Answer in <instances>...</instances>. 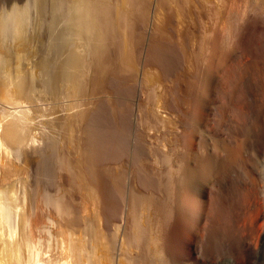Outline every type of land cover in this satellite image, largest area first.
<instances>
[{
  "label": "bare ground",
  "instance_id": "obj_1",
  "mask_svg": "<svg viewBox=\"0 0 264 264\" xmlns=\"http://www.w3.org/2000/svg\"><path fill=\"white\" fill-rule=\"evenodd\" d=\"M238 1L0 0V264H156L170 245H175V253L180 251V241L188 244V252L194 251L198 260L214 263L231 254L238 257L239 263L253 264L254 255L259 256L256 264H264V200L254 207L250 205L254 196L252 189L256 186L254 176L252 180L247 173L252 164L247 165L250 160H245L247 164L244 162L243 148L246 147L241 141L242 135L240 140H230L231 136L240 135H235L236 130L240 132V125L236 124L239 118L234 120L237 115L234 114V118L228 114L225 103L228 100L231 104L232 100L224 99L241 85L235 84L237 80L245 83L246 79L244 86L258 81L256 78L261 77L257 74L258 67H253L257 71H248L237 57L239 63L230 60L219 75L214 72L215 77L219 76L215 94L218 93L221 102H213L219 107L210 110L214 123L224 121L227 126L223 124V127L228 130L224 132L231 135L229 146L223 148L237 172L235 187H239L240 192L236 204L241 213L236 211L238 216L234 215L240 219H235L237 223H232L234 219L228 209L233 204L217 207L219 199L213 200L216 204L213 201L203 204L198 211L196 203L185 197L169 169L150 168L144 146L136 144L128 162L130 143L125 132L129 125H125L124 115L131 106L128 107L130 104L125 96L123 99L122 92L119 95L116 90L122 79L125 82L131 75L128 77L131 81L132 77H137L132 75L133 71L140 70L144 98L138 107H143L145 128L171 125L172 115L164 109L169 87L173 85L175 91H181V101L188 104L192 93L195 94L193 91L196 92L197 85H194L198 76L202 74L198 66H202L199 61L205 60L202 57L211 55L205 56L210 63L213 56L226 59L225 25H220V19L227 14L225 10L229 6L228 10H232V4ZM206 13L209 15L203 16ZM213 63L211 66L217 67L219 62ZM261 84L257 85L260 90L264 87V83ZM249 88L253 86L246 88L243 94L248 93ZM230 93L231 98L233 93ZM257 93L259 100L262 99L264 93ZM172 95L177 97L175 93ZM196 102L191 108L194 112L198 108L194 106ZM237 102L232 104L240 114L245 107L240 110V105L245 103L241 100L238 106ZM232 106L228 105L231 110H237ZM199 116L196 117L200 119ZM239 116L240 119L245 117ZM230 117L234 121L231 122ZM192 135L181 137L185 143L192 144ZM162 137L159 135L158 140ZM151 151L160 164L170 162V155L163 150ZM220 157L216 158L217 162H221ZM124 169H128L129 174ZM261 181L264 182V178ZM218 185L219 182H214L209 190H220ZM180 196L183 198L174 202ZM170 199L174 203L173 215L166 224ZM192 220L198 223L195 235L188 234ZM132 250H137L135 255ZM181 253L185 252L177 255Z\"/></svg>",
  "mask_w": 264,
  "mask_h": 264
},
{
  "label": "rangeland",
  "instance_id": "obj_2",
  "mask_svg": "<svg viewBox=\"0 0 264 264\" xmlns=\"http://www.w3.org/2000/svg\"><path fill=\"white\" fill-rule=\"evenodd\" d=\"M239 1H241V2H239ZM238 2H236V3H234V4H232V7L234 8H232V10H228V9H230V6L228 7V9L227 10H225L226 11V13L227 14H225V15H223V16H225V17H223V18H221L220 19V25L222 24L223 26H224V30H225V33H226V36H225V39H224V43H223V45H224V47L227 49V50H225V58L226 59H224V56H222V59H224V60H222V59H218L217 57L216 58H214V56H213V58L212 59H210V60H214V63L211 61V63H213V64H217V61L219 62L216 66L217 67H214L215 65H213V66H211V63H210V61H209V59L207 58V57H210L211 55H205V56H207V57H205V56H203L202 58H205V60L203 61H199V63L201 62V64H202V66L199 64L198 66L199 67H201V72L200 73H202V74H200V76H198L199 77V79H197V77H196V75H194V77L198 80V84L197 83H195L194 81H197L196 79H194V81H193V83H195V85L194 86H196L197 87V89H196V92L195 91H193L195 94H193L192 93V95L195 97V98H193V96L189 99V102H188V104H183V102L181 101V99H180V97H182V92L181 91H179L178 89V92L177 91H175V87L173 88V85L172 86H170L168 89V94L170 95L171 94V96H167V100H166V103H165V105H164V109H165V111L168 113V114H170V115H172V117L171 118H173L172 119V124L170 125V124H164V125H157V126H154V129L153 128H151V129H146L145 127L147 126V125H145V123H143V121H142V118H143V107H138V105H139V102L142 100V98H144V95H142L141 94V87H140V81H141V79H140V70H138V72H134L133 71V73L134 74H132V75H137V77L135 78V77H132L133 79H135L134 81H133V79L130 81V79H128V77L130 76V78H131V75H127V73H126V77L127 78H125V82H124V79H122V81L120 82V85H119V88H118V86L116 87V90H117V94H119V95H121V92H122V97H123V99H124V96H125V98H127V99H125L126 100V102L128 103V104H130L128 107H130L131 109L130 110H128V112H127V115L125 116L124 115V117H126V123H125V125L127 126V125H129L128 127H129V130L127 129L126 130V134H125V136H126V140L128 139L129 140V147H128V149H129V151H128V162H129V160H130V157H133V155H134V151H135V147H136V144H137V146L139 145V146H141V147H143V149H145L146 150V153L148 152V154H147V156H149L148 158H149V162L151 163L150 165V168L151 169H155V170H159V171H166V169H169L170 170V173L174 176V179H175V182L177 183V185H178V183H179V187L182 189V191H183V193H184V195H185V197L188 199V197H189V201L190 202H194V203H196V205H197V210L198 211H200V207L202 208V206H204L203 204H206L207 202L209 203H211V201H217V199H219L217 202H214L215 204H216V206L217 207H222V206H226V205H231V204H233V205H231V207H229L228 206V209H229V212L231 213V215L233 216V218L232 219H234V220H232V223H237V221L238 220H235V219H239V217H237V218H234V215L238 212L237 210H238V208H237V204H236V202H237V194H238V192H240L239 191V187H235V186H237L236 184H237V181H236V175H237V172L235 171L236 169H235V166H233L234 168H232V165H234L233 164V162H231V159L230 158H226V155L228 156V154H227V150H224V148L227 146H229V144H230V141H229V138H230V136H228V135H226L225 134V129L227 128H225V127H223V126H225L226 124L224 123V121H222V122H219V124L217 125V124H215L214 123V121H213V113L211 114V110L210 109H212L213 107L215 108L217 105V103L219 104L221 101L220 100H218V93L217 94H215L217 91H216V89H214V88H217L218 87V82H217V77H219L218 75V73H221V71H222V69L224 70V68L223 67H225V66H228V64H230V62L231 61H234V60H237V57H238V59H239V61H241L240 62V65H242L243 64V66H244V68L245 67H247V69H248V71H251V70H249V69H253V67H255V68H257V69H259L260 71H257L256 69H253V70H255V71H257V72H259V73H257V74H260L261 75V77H257L256 78V80H258V81H255L256 82V84H255V82L254 81H251L252 83H253V85H251V83H247L246 85H249V86H253V88L254 87H256V89L255 90H257V92L258 93H260L261 91H263V83H264V9H263V7H264V0H239ZM246 1V2H245ZM245 2V3H244ZM239 3V4H238ZM236 4H238V5H236ZM245 5H246V9H247V11H246V9H245ZM239 6V7H238ZM261 7V8H260ZM259 8H260V10H259ZM243 10V11H242ZM249 10V11H248ZM228 11V12H227ZM240 11V12H239ZM258 11V12H257ZM231 13V14H230ZM234 13V14H233ZM247 13V14H246ZM259 13V14H258ZM239 14V15H238ZM244 16H242V15ZM247 16H246V15ZM254 14V15H253ZM209 15V14H208ZM207 15V13L205 14V15H203V16H208ZM227 15V16H226ZM230 15V16H229ZM234 15V16H233ZM238 16V17H237ZM241 16V17H240ZM250 16H252L253 18H251ZM230 17H233V18H230ZM235 17V18H234ZM260 17V18H259ZM262 17V18H261ZM204 19H206L207 17H203ZM245 18V19H244ZM251 18V19H250ZM257 18V19H256ZM235 19V20H234ZM239 19V20H238ZM243 19V20H242ZM221 20H223V21H221ZM234 20V21H233ZM237 20V21H236ZM247 21V22H246ZM224 23H226V24H224ZM242 23V24H241ZM247 25H246V24ZM227 24H228V26H227ZM235 24V25H234ZM260 24V25H259ZM234 25V26H233ZM239 25V26H238ZM241 25V26H240ZM250 25V26H249ZM261 28V29H260ZM230 31V32H229ZM257 31H259V32H257ZM243 32H244V34H243ZM249 33V34H248ZM253 33H255V34H253ZM242 34V35H241ZM240 35V36H239ZM242 36V37H241ZM249 36V37H248ZM241 37V38H240ZM263 37V38H262ZM232 38V39H231ZM234 38H235V40H234ZM232 41H231V40ZM242 39V40H241ZM262 39H263V41H262ZM234 40V41H233ZM256 40V41H255ZM259 40V41H258ZM241 41H244V42H241ZM260 42V43H259ZM229 43H231V44H229ZM234 43V44H233ZM237 43V44H236ZM246 43V44H245ZM229 44V45H228ZM240 44V45H239ZM242 44H244V46L242 45ZM248 44V45H247ZM233 45V46H232ZM239 45V46H238ZM254 45V46H253ZM260 45V46H259ZM227 46V47H226ZM229 46H230V49H229ZM232 46V47H231ZM236 46H238V47H242V48H238V47H236ZM223 47V48H224ZM235 47L237 48V49H239V50H237V49H235ZM244 48H245V50H244ZM232 49V50H231ZM248 49H249V51H248ZM230 50V51H229ZM262 50V51H261ZM238 51V52H237ZM245 51H247V52H245ZM251 52V53H250ZM263 52V53H262ZM227 53H228V55H227ZM229 53H231V54H229ZM232 53H233V55H232ZM239 53V54H238ZM258 53V54H257ZM235 54V55H234ZM245 54V55H244ZM254 54H256V55H254ZM231 55H232V57H231ZM258 55H259V57H258ZM228 56V57H227ZM241 56H243V57H241ZM247 56V57H246ZM252 56H253V58H252ZM141 56H139V58H140ZM261 57V58H260ZM263 57V58H262ZM201 58V59H202ZM207 58V59H206ZM221 58V57H220ZM235 58V59H234ZM257 60H256V59ZM233 59V60H232ZM247 59V60H246ZM255 59V60H254ZM228 60V61H227ZM231 60V61H230ZM249 60V61H248ZM253 60V61H252ZM140 61H141V58H140ZM216 61V62H215ZM255 61V62H254ZM220 62H222V63H220ZM228 62V64H226ZM237 63H239L238 62V60L236 61ZM253 62H254V64H253ZM256 62H258L259 63V65H258V63H256ZM242 63V64H241ZM204 64H205V66H206V68H204L205 66H204ZM207 64V65H206ZM255 64H257V65H255ZM246 65V66H245ZM249 65V66H248ZM242 66V67H243ZM212 67H214L215 69L213 70V68ZM209 68L211 69V70H209ZM226 68V67H225ZM200 69V68H199ZM246 69V70H247ZM217 70H218V72H217ZM262 70H263V72H262ZM210 71V72H209ZM214 72H216L217 74H216V76L217 77H215V74H214ZM138 73V74H137ZM256 74V75H257ZM212 75V76H211ZM259 75V76H260ZM139 78V79H138ZM216 78V79H215ZM261 78V79H260ZM243 79H244V77H243ZM128 80V81H127ZM127 81V82H126ZM246 79H245V83H246ZM124 82V83H123ZM216 82H217V84H216ZM257 82H259L258 84H259V87H260V84L261 85H263V86H261V87H263L262 88V90H260L261 88H259L257 85ZM136 83V84H135ZM200 83V84H199ZM244 80L243 81H241V82H239L238 80L235 82V84L237 85V84H241V85H237L238 86V88H236L234 85H233V87H235L236 88V90H234L235 91V95H233L234 94V91L232 90V92L230 93V94H232L231 95V98H230V95H229V93L226 95V97H224V99L225 98H227V97H229V98H227V99H230V100H232V102H231V104H230V101H229V103H227L228 102V100L226 101V103H225V105H227V112L228 111H230V113L228 112V114L230 115V116H233L234 118L236 117V116H234V114L235 115H237V117H236V119H234V120H237V118H239V120H237L238 121V123L240 122V124H238L237 123V121H236V124L239 126L240 125V127H238L239 129H240V132H238V130H236L237 131V134H235V135H239V136H237V137H239V138H237V137H235L234 135V137H232L231 136V142L234 140V139H238V140H240V138H241V141L243 142V143H245V149L243 148V151H244V153L246 154L245 155V157H243L244 158V162H246V161H249L250 163H248L247 164V162H246V164L247 165H253V163H254V166H250L251 167V169H250V171H249V169L248 168H245V169H248V171L249 172H247V173H250V176H251V179H252V177L254 176V180H253V183L254 184H256V186L255 185H253V187L255 186V188H253L252 190H253V192H254V196H253V198H252V201H251V207L253 206H255V204H257V203H259L260 202V200H264V186L262 187L261 185V183H260V181L264 178V96L263 97H261L262 99H260L259 100V96L257 95L256 96V94L255 93H257L255 90H253V88H249L250 90H252V91H250L249 89V91L250 92H252V93H254V94H250L249 93V91H248V93L246 92V94H243V92H245V89L246 88H248L249 86H247L246 87V85L244 86ZM255 84V85H254ZM216 85V86H215ZM174 86H176V85H174ZM210 86V87H209ZM212 86V87H211ZM215 86V87H214ZM240 86H241V89H240ZM196 87H194V88H196ZM232 87V88H233ZM235 88H233V89H235ZM244 88V89H243ZM214 89V90H213ZM112 90V89H111ZM122 90V91H121ZM130 90V91H129ZM132 90H133V92H132ZM201 90V91H200ZM212 90H213V96H212ZM240 90V91H239ZM244 90V91H243ZM260 90V91H259ZM108 91V90H107ZM124 91H125V93H124ZM173 91H175L174 93H175V95L177 96V94L179 95V99L180 100H178V98L177 97H174V95H172V94H174L173 93ZM216 91V92H215ZM236 91H238V92H236ZM112 92V94L114 93H116V91H110V93ZM128 92V93H127ZM177 93V94H176ZM257 93V94H258ZM262 93V92H261ZM260 93V94H261ZM264 93V92H263ZM262 93V94H263ZM241 94V95H240ZM243 94V95H242ZM216 95V96H215ZM229 95V96H228ZM244 95H247V97L248 98H250L251 99V97L253 96V100L251 99L249 102H251V104L249 103V102H247V103H249V105H251V107L246 103V100H248V98L247 97H245V98H247V99H245L244 100ZM249 95V96H248ZM131 96H133V97H131ZM234 96V97H233ZM238 96H240V97H242V98H240V97H238ZM261 96V95H260ZM128 97H129V99H128ZM210 97V98H209ZM214 97H216V98H214ZM235 97H236V100H238V102L239 101H243L242 103H245V104H241L240 106V110H242L243 108V110L244 111H241L240 112V114H237V113H239V112H236V111H238V108L236 107V106H234V104H232L233 103V101H236V100H234L235 99ZM259 97V98H258ZM175 98H177V99H175ZM213 98H214V100H213ZM219 98H220V95H219ZM238 98V99H237ZM170 99V100H169ZM194 100L193 101V104H194V102L195 101H197L196 103H195V107L197 106L198 108H200V109H198L197 107V110L195 109V112H194V109L192 110L191 108H193V104H192V107H191V100ZM217 99V100H216ZM224 99H223V101H224ZM240 99V100H239ZM254 99H255V101H254ZM257 99V100H256ZM127 100H130V102H128ZM176 100V101H175ZM180 101V102H178V101ZM199 100H201L200 102H199ZM259 100V102H258V104H257V101ZM217 101V102H216ZM219 101V102H218ZM254 101V102H253ZM261 101V102H260ZM213 102H215L214 104H213ZM237 102V103H238ZM198 103V104H197ZM212 103V104H211ZM235 103V102H234ZM237 103L235 104V105H237ZM241 103V102H240ZM240 103H238V106H239V104ZM169 104V105H168ZM182 104V105H181ZM197 104V105H196ZM256 104V105H255ZM262 104V105H261ZM184 105V106H183ZM186 105V106H185ZM228 105H229V107L231 108V105H233L234 106V108H236L237 110H235V109H233V110H231L229 107H228ZM245 105V107H243ZM247 105V106H246ZM253 105V106H252ZM190 106V107H189ZM232 106V107H233ZM185 107V108H184ZM202 107V108H201ZM212 107V108H211ZM217 107H219V105L217 106ZM243 107V108H242ZM246 107H248V108H250L249 110L246 108ZM256 107V109H255V111H254V108ZM187 108V109H186ZM206 108V109H205ZM213 108V109H214ZM245 108H246V110H245ZM191 109V110H190ZM212 109V111H215V110H213ZM216 109V108H215ZM174 110V111H173ZM180 110V111H179ZM198 110H200V112L198 111ZM248 110V111H247ZM258 110V111H257ZM129 111H130V114H128L129 113ZM198 111V112H197ZM231 111H233V112H235V113H233V115H232V113H231ZM250 111V112H249ZM252 111V112H251ZM202 112H204V113H202ZM210 112V113H209ZM242 112H243V114H245V112H246V114L243 116V114H242ZM254 112V113H253ZM263 112V113H262ZM180 113V114H179ZM182 113V114H181ZM208 113V114H207ZM253 113V114H252ZM138 114V115H137ZM227 114V117L229 118V115ZM260 116V115H262V117L260 118V117H258V115ZM191 115V116H190ZM200 115V116H199ZM206 115V116H205ZM239 115H242V118L243 119H240V116ZM252 115V116H251ZM256 115V116H255ZM189 116H190V119H189ZM195 116V117H194ZM199 116V118L200 119H198L197 117ZM210 116V117H209ZM194 117V118H193ZM233 117H230L231 118V122L232 121H234V120H232L233 119ZM255 118V119H254ZM129 119V120H128ZM136 119V120H135ZM187 119V120H186ZM190 120H192V121H190ZM206 120V121H205ZM246 120V121H245ZM249 120V121H248ZM252 120V121H251ZM259 120H261V121H259ZM136 121H137V123H136ZM213 121V122H212ZM229 121V120H228ZM256 121V122H255ZM247 122V123H246ZM258 122V123H257ZM185 123L187 124V126L185 125ZM202 123V124H201ZM234 123V122H233ZM251 123H253L252 125H251ZM188 124H190V125H188ZM195 124V125H194ZM208 124V125H207ZM213 124V125H212ZM223 124H225V125H223ZM132 125V126H131ZM144 125V126H143ZM262 125H263V127H262ZM136 126V127H135ZM211 127V129H210V127ZM222 126V127H221ZM227 126V125H226ZM127 127V128H128ZM250 127V128H249ZM133 128V129H132ZM156 128V129H155ZM216 130H215V129ZM263 128V129H262ZM193 130V131H192ZM227 130V129H226ZM242 130V131H241ZM250 130H251V132H250ZM253 130V131H252ZM129 131V132H128ZM140 131V132H139ZM213 131H214V134H213ZM228 131V130H227ZM215 132H217V133H215ZM218 132H220V133H218ZM243 132V133H242ZM250 132V133H249ZM128 133V134H127ZM129 133H131L130 135H129ZM192 133H194L193 135H194V137H193V141L194 142H192V144H187V143H185L184 141H183V139H182V137L181 136H183V135H185V134H190V135H192ZM212 133V134H211ZM224 135H223V134ZM135 134V135H134ZM259 134H260V136H259ZM133 135V136H132ZM156 137H155V136ZM159 135H162L163 137H162V140H158V136ZM192 135V136H193ZM226 135V136H225ZM242 135V136H241ZM245 135V136H244ZM252 135V136H251ZM197 136V137H196ZM241 136V137H240ZM256 136V137H255ZM132 137V138H131ZM199 137H201V138H199ZM228 137V140L226 139ZM248 137V138H247ZM252 139H251V138ZM254 137V138H253ZM134 138V139H133ZM197 138H199V140L197 139ZM219 138V139H218ZM262 138V139H261ZM182 139V140H181ZM195 139V140H194ZM202 139V141H201V144H200V140ZM225 141H224V140ZM233 139V140H232ZM243 139V140H242ZM251 139V140H250ZM128 140H127V142H128ZM218 140H219V142H218ZM253 140V141H252ZM132 141V142H131ZM138 141V142H137ZM198 141V142H197ZM227 141H229V142H227ZM252 141V142H251ZM145 142V143H144ZM185 144H184V143ZM216 142V143H215ZM248 142V143H247ZM250 142H251V144H250ZM255 142V143H254ZM132 143V144H131ZM218 143V144H217ZM224 143V144H223ZM228 143V144H227ZM261 143H263V144H261ZM128 144V143H127ZM194 144V145H193ZM227 144V145H226ZM133 145V146H132ZM185 145V146H184ZM192 145V146H191ZM201 145V146H200ZM215 145V146H214ZM218 145H219V148H218ZM225 145V146H224ZM196 146H197V148H196ZM212 146V147H211ZM216 147V149H214V147ZM163 147V148H162ZM185 147H186V149H185ZM187 147H188V149H187ZM194 149H193V148ZM224 147V148H223ZM134 150H133V149ZM151 148V149H150ZM177 148V149H176ZM192 148V149H191ZM207 148V149H206ZM211 148V149H210ZM252 148V149H251ZM152 149H159V150H163L165 153H168L169 155H170V162L169 163H171V164H163V163H161L160 164V162L158 161V160H156L157 159V157H155V155H153L152 154ZM226 149V148H225ZM257 149V150H256ZM185 150V151H184ZM191 150V151H190ZM201 150V151H200ZM205 150L207 151V152H205ZM221 150H222V152H221ZM223 150H224V152H223ZM259 150V151H258ZM198 151V152H197ZM216 151H217V153H216ZM261 151V152H260ZM180 152V153H179ZM184 152V153H183ZM196 152H197V154H196ZM225 153L224 155L222 154L221 155V153ZM255 152H256V154H255ZM205 153V154H204ZM209 153H211V154H209ZM192 154V155H191ZM194 154V155H193ZM204 155H206V156H204ZM211 155V156H210ZM217 155H220V156H217ZM250 155V156H249ZM202 156V157H201ZM247 156H249V158L247 157ZM259 156V157H258ZM198 157V158H197ZM204 157H206V158H204ZM214 157V158H213ZM218 157H220V160L219 161H221V162H217L218 161V159H216V158H218ZM247 157V158H246ZM156 158V159H155ZM187 158V159H186ZM246 158V159H245ZM260 158V159H259ZM182 159V160H181ZM205 159V160H204ZM210 159V160H209ZM248 159V160H247ZM181 160V161H180ZM246 160V161H245ZM260 162H259V161ZM193 161H196V162H194L193 163ZM198 161H199V163H198ZM211 161H213V162H211ZM253 161V162H252ZM262 161H263V163H262ZM127 162V163H128ZM229 162V163H228ZM126 163V168H128V164ZM212 163H214V165L216 166H214ZM193 164H195V165H193ZM199 164V165H198ZM219 164V165H218ZM224 164V165H223ZM226 164H227V166H226ZM258 164H259V166H258ZM159 165V166H158ZM231 165V166H230ZM257 166V167H256ZM192 167H194V168H192ZM211 167V168H210ZM247 167V166H246ZM170 168H172L173 169V171H171L172 169H170ZM210 168V169H209ZM215 168V169H214ZM225 168V169H224ZM176 169V170H175ZM229 169V170H228ZM125 171H126V174H127V172H128V174H129V170L128 169H124ZM175 170V171H174ZM221 170V171H220ZM253 170V171H252ZM257 172H256V171ZM207 171H211V174H209L210 172H208L207 173ZM225 171V172H224ZM227 171V172H226ZM213 172H214V174H213ZM234 172H236L235 174H234ZM256 172V173H255ZM218 173V174H217ZM254 173V175H252ZM216 174V175H215ZM257 176H256V175ZM261 174V175H260ZM183 175V176H182ZM187 175V176H186ZM219 176V177H218ZM261 176H263V178L261 177ZM182 177V178H181ZM227 178V179H226ZM235 180H234V179ZM257 178V179H256ZM262 178V179H261ZM183 179V180H182ZM189 179V180H188ZM126 180H127V178H126ZM213 180V181H212ZM217 180V181H216ZM220 180V181H219ZM228 180V181H227ZM182 181V182H181ZM233 181V182H232ZM236 181V182H235ZM257 181H259V184H258V182ZM212 182V183H211ZM214 182H219V185L217 186V189H219L220 188V190H217V191H219V193L217 192V191H214V189L212 190V192L209 190L210 188H211V186H212V184L214 183ZM230 182V183H229ZM232 182V183H231ZM263 184H264V182L263 181H261ZM181 183H183V184H181ZM220 183H222V185L220 184ZM211 185V186H210ZM233 186V187H232ZM184 187V188H183ZM209 187V188H208ZM126 188L128 189V191L130 190L129 189V184H128V187H127V181H126ZM233 188V189H232ZM235 188V189H234ZM127 189H125V190H127ZM234 190V191H233ZM257 190V191H256ZM185 191V192H184ZM255 191H256V193H255ZM215 192V193H214ZM216 192L218 193V194H216ZM259 192V193H258ZM210 193V194H209ZM263 193V194H262ZM224 194V195H223ZM182 196H183V194H181ZM222 196V198H221V196ZM253 195V194H252ZM261 195V196H260ZM182 196H180V197H178L176 200H174V202L175 201H178L179 199H181V198H183ZM188 196V197H187ZM214 196V197H213ZM233 196V197H232ZM184 197V198H185ZM212 199H211V198ZM216 197V198H215ZM261 197V198H260ZM214 198V199H213ZM263 198V199H262ZM255 200V201H254ZM258 200V201H257ZM172 201V202H171ZM225 201V202H224ZM226 201H227V203H226ZM233 201V202H232ZM200 202V203H199ZM220 202V203H219ZM230 202V203H229ZM253 202H255V203H253ZM169 203H171V204H169ZM168 204V206L170 205V207H168V209H169V211L167 212V215L169 216L168 218H167V221H166V224L168 223V221L170 220V218L172 217V215H173V213H172V210H173V200L172 199H170V202H168L167 203ZM224 204V205H223ZM235 204V205H234ZM253 204V205H252ZM220 205V206H219ZM236 208V209H235ZM230 210H233V211H230ZM235 210V211H234ZM237 211V212H236ZM235 212V213H234ZM234 213V214H233ZM238 214H241L240 213V211L238 212ZM238 214H236L235 216H238ZM171 215V216H170ZM166 218V217H165ZM169 219V220H168ZM240 220V219H239ZM234 221V222H233ZM122 223V224H121ZM120 224H121V227L123 226V224H124V218H122V220L120 221ZM192 225V226H191ZM196 228V229H195ZM197 229H199L198 228V223H196L195 221H191V224H190V226H189V231H188V234H190V232H191V235H195V234H197L198 233V230ZM120 230H121V228H120ZM194 233V234H193ZM118 235H120V233H118ZM157 235H159V232H157ZM179 245H180V247H179ZM160 246H158L157 247V249L159 248ZM178 247L180 248V251L178 250V251H176L177 253H175V245H170V248H168V250H166L165 251V253L163 254V257H162V259L161 260H159V261H157V263L156 264H244V263H246V262H244V263H242L243 261H240V263H239V259H238V257L237 256H232L231 254L230 255H224L223 256V258L222 259H224L223 261H222V259H220L219 261H217V262H214V263H212V262H208V261H203V260H198L199 258L197 257V254L196 253H194V251H190V252H188L189 250H187L188 249V244L187 243H185V242H183V241H180L179 243H178ZM185 250V251H184ZM185 252L184 254H182L181 253V255H177L179 252ZM137 252V250H132V255H135V253ZM188 252V253H187ZM176 254V255H175ZM183 255V256H182ZM178 256V257H177ZM233 257H237V258H233ZM253 257L255 258V259H253ZM253 257H252V259H249V258H251V257H249V258H247V260L248 261H250V260H252V261H256V262H253V264H256L257 263V261L259 262V260H258V257L259 256H257V257H255L254 255H253ZM232 258V259H231ZM257 259V260H256ZM238 260V261H237ZM203 261V262H202ZM220 261H222V262H220ZM252 261H250V262H252ZM113 264H116V263H113ZM136 264H144V263H140V262H137ZM151 264V263H150Z\"/></svg>",
  "mask_w": 264,
  "mask_h": 264
}]
</instances>
